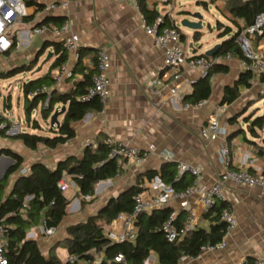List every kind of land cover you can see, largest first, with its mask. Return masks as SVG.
<instances>
[{"label":"crops","instance_id":"obj_1","mask_svg":"<svg viewBox=\"0 0 264 264\" xmlns=\"http://www.w3.org/2000/svg\"><path fill=\"white\" fill-rule=\"evenodd\" d=\"M35 1L41 9L38 10L33 6L27 7L26 17L29 21L27 23L19 21L12 28L11 39L15 43V52L28 50L26 52L28 53L34 49L39 52L46 47L45 51L52 54V44L63 43L70 34H75L79 39L80 48L85 49L87 53L79 59L75 54L65 50L67 59L62 67L69 70L72 77L65 78L58 87L54 86L61 93L69 92L74 83L81 81L85 74L92 72L93 75L96 56L100 50H104L110 59L108 72L110 85L107 106L101 112L88 113L81 121L71 123L75 136L63 146L52 150L38 146L32 151L22 142L10 139L9 136L14 135L10 134V131L4 135L0 132V151L10 150L24 160L16 176L27 174L30 166L37 162L46 165L49 169H54L60 161L68 157L81 158L86 146L95 148L98 142L106 138L132 144L142 152L148 153V156L139 166L124 168L119 165V175L116 178L99 183L102 189L99 195L96 193L94 195L96 202L99 201L101 195L114 191L118 194L132 187L139 176L146 172L159 171L161 166L167 163L162 159V153L172 154L173 160L169 163L174 165L185 163L190 167L200 169L201 183L205 185L213 184L223 172L219 159V154L223 149L228 150L229 169L243 170L252 176L264 175V155L258 156L257 154V148L264 150L263 134L257 131V136L254 138L245 120L258 116L256 112L253 113L254 111L250 113V107H254L253 104L264 97V92L263 96L259 94L261 90H264L261 77L253 75L250 87H240L238 98L230 105H223L225 112L219 117V123L224 134L212 142L204 141L200 137V132L206 126L211 114L216 108L221 107L220 101L224 88L238 81L243 72L238 58L233 56L226 63L215 64L227 66L228 72L215 74L209 79L210 97L202 101V106L197 107V104H191L189 96L192 94L194 84L202 77L199 70L183 65L180 68L178 80H163L162 85L156 89L151 87L150 82L153 75L159 73L163 67V53L154 46L153 39L144 34L141 27L143 16L131 5L111 0ZM177 1L179 0L163 3L161 0H146V6L160 17H167L178 28L176 21H182L183 17L189 16L190 13L186 8L185 0H181L180 3ZM199 2L202 1H197V6H200ZM63 3H67L66 8L62 7ZM51 5L54 8L48 9ZM223 5L216 6L221 7L226 15ZM45 19L48 23L38 27ZM64 21L70 23V31L59 37L55 36L52 30L59 28ZM38 28H45L46 31L40 35H34L33 31ZM183 29L184 31L178 28L184 38L181 44L185 48L186 46L192 48L188 56L204 55L211 49V47L202 48V46L193 48L191 42H198L200 39L196 41L190 30ZM198 33L200 35V32ZM17 34L18 42L16 41ZM253 49L264 56V38L254 39ZM6 60H8L6 56L0 55V70L10 68V66H5ZM52 60L53 58L50 63ZM50 63L47 64L46 71ZM57 71L58 69L52 71L53 78ZM173 87L178 89L176 100L170 93ZM246 107H248L247 111ZM60 108L61 106L57 107V109ZM254 110L258 111L256 108ZM259 116H264V114ZM40 127L42 131L32 130L25 122V129H23L25 132H22L20 123H10V129L12 128L15 134L28 133L45 136L41 133L44 128L41 125ZM149 147L153 148L152 153L148 151ZM185 176L186 180L192 178L193 182L195 181L190 174L186 173ZM154 181L143 180V195L159 193ZM76 192L77 190L73 196L74 202L70 207L68 206L66 216L55 229L54 235L50 238H41L40 235L32 238L38 245L41 240L46 241L44 244L48 245V248L44 256H47L52 248L63 245L62 241L65 239V230L68 226L94 215L74 214L77 207L81 212ZM224 195V202L233 212L237 223L235 229L224 238V247L202 252L195 259L183 258L180 264H242L247 258L264 259V189H247L228 184ZM187 201L198 217L197 227L207 229L209 221L197 197L190 196ZM182 202L183 199L175 198L170 201L168 207L182 213L180 208ZM86 208L87 206L82 212ZM40 227L41 225H38L29 231L38 232ZM107 227L111 228V232L105 231V233L113 241L119 227L112 224ZM57 249L53 254L64 262L57 255ZM63 250L66 254V250ZM147 263L158 264L157 257L152 254Z\"/></svg>","mask_w":264,"mask_h":264},{"label":"trees","instance_id":"obj_2","mask_svg":"<svg viewBox=\"0 0 264 264\" xmlns=\"http://www.w3.org/2000/svg\"><path fill=\"white\" fill-rule=\"evenodd\" d=\"M25 7L41 6L35 0H22ZM199 5L206 7V2H199ZM139 12L148 23H153L160 16L146 6V0H138ZM223 9L226 18L235 26V31L229 26L221 23L216 24L219 38H224L217 55L232 54L239 60L243 57L237 44L240 32L250 27L257 15L264 13V0H250L241 2L240 0H229L224 3ZM21 21L27 23L26 16ZM45 19L38 27L47 24ZM160 27H175L167 18L162 17ZM194 39H200L199 33L194 34ZM264 38L262 36L258 39ZM181 36V40H183ZM13 49L15 43H13ZM46 47L38 52L37 59L40 58ZM52 62L48 70L38 76L21 84L23 95V110L25 122L32 130L42 131L39 122L31 119L32 112L38 110L40 119L47 122L53 110L58 106L65 107V113L60 116L58 128L47 127L49 136L31 135L28 133H17L9 138L23 143L29 150H36L38 146L47 149H55L65 145L75 136L71 123L79 122L91 112H101L102 106L97 99L80 101L86 89L90 85L92 72L85 74L83 79L75 82L69 92H59L55 85V79L51 73L59 70L66 62L67 55L63 43L52 44ZM10 52L4 54L8 56ZM87 51L78 49V57L82 58ZM199 57H205L199 55ZM37 64L35 61L30 65H19L0 70V80H7L18 74L30 73ZM228 68L225 65H214L207 71L206 79H199L193 86L192 94L189 96L191 104H198L208 100L211 94L209 79L215 74H226ZM253 74L249 71L242 72L238 81L232 86L225 87L220 105H230L239 96V88H249ZM261 82L264 78L261 77ZM10 100L6 101L7 108ZM59 117V118H60ZM248 124L250 134L256 138L257 131L263 134L264 145V116L249 117L245 119ZM1 134H5L10 129V122L0 116ZM105 140L97 143L95 148L86 146L83 149L81 158L68 157L60 161L54 169H49L46 165L37 162L30 166L27 174L18 175L9 189V177L17 174L23 165V158L10 151L1 150L0 156H6L14 161L0 181V226L4 229L5 250L4 255L8 264H70L61 262L53 254L57 248L44 256L35 240L27 239V232L38 226L44 229H56L64 217L69 206V202L57 187L63 173L71 176L76 186V197H93L95 185L112 180L119 175V166L115 160L108 158V147ZM258 156L264 155V150L257 148ZM176 165L164 163L159 171H149L139 176L132 187L119 192L115 197H111L106 204L94 215L88 216L85 220L70 225L65 230V239L62 241L67 257L75 258L73 264H107L113 262L117 255H122L127 264H145L152 254L157 257L158 264H180L183 258L195 259L202 248L213 247L222 242L225 235V224L220 220V211L226 207L225 202H219L206 213L209 221L207 229L196 227L189 233L183 232L184 214L178 213L173 221V226L178 232L179 238L175 242H169L163 231V224L168 219L173 210L165 206L148 213H141L134 221L135 237L133 241L115 243L106 235L104 227L110 226L112 222L121 214H130L134 208L138 195L144 192L143 180L148 182L159 179L164 185L170 186L176 192H182L189 187L193 179L186 180L185 174L176 179ZM30 197L26 205L24 199ZM84 202V200H82ZM95 256L99 258L96 260ZM257 259L247 258L242 264H256ZM264 264V263H263Z\"/></svg>","mask_w":264,"mask_h":264},{"label":"built area","instance_id":"obj_3","mask_svg":"<svg viewBox=\"0 0 264 264\" xmlns=\"http://www.w3.org/2000/svg\"><path fill=\"white\" fill-rule=\"evenodd\" d=\"M39 2H45L46 0H37ZM113 2L125 3L131 5L135 10L139 11L138 0H111ZM163 3H168L170 0H161ZM215 5H222L229 0H207ZM245 3L250 0H240ZM63 8L67 7V3L62 4ZM51 5L48 9H53ZM26 7L22 0H0V55H4L10 52L13 47L12 41V28L13 26L21 21L22 17L26 16ZM162 23V17L157 18L153 23L149 24L145 18H141V27L144 34L153 39L154 46L162 51L163 53V67L161 71L153 75V79L150 85L153 89L162 85L163 80L173 79L178 80L180 77V68L183 65L187 67L199 70L203 75L212 68L215 64H223L233 58L232 54L216 55L213 58L199 57V56H188V52L185 47L181 44V34L178 28L174 27H160ZM45 28H38L33 31L34 35H40ZM70 31V23L64 21L59 28L53 29L52 33L55 36H61L64 33ZM264 31V13L257 15L254 19L253 24L250 27L243 29L238 38L237 44L241 55L243 57L240 60L242 71H249L253 75L264 78V56L257 53L253 49V40L262 36ZM64 47L66 51L78 56L79 39L77 35L70 34V36L64 39ZM110 69V59L108 54L104 50H100L96 56L95 72L90 78V85L86 89L85 94L79 98L80 101H88L90 99H97L102 109L107 106L108 103V88L110 85L108 72ZM72 77V73L65 67H61L55 74V85L58 87L61 85L65 78ZM170 93L173 99H178V89L173 87L170 89ZM203 105V102L197 104V107ZM225 112V107L221 106L215 109V111L209 117L206 126L201 130L200 137L204 141H216L222 134H224L220 123L219 117ZM3 125H0V129ZM8 131H14L12 128ZM7 131V132H8ZM104 143L108 147V158L113 159L117 162L118 166L122 165L124 168L132 166H139L148 153L142 152L140 149L132 144L117 141L112 138H106ZM148 151L153 152V148L149 147ZM162 159L164 162H172L173 156L170 153H162ZM220 163L223 167L217 180L211 185L202 184L200 169L190 167L185 163H179L176 165V179H180L184 174H190L195 181L182 192H176L170 186L164 185L159 179H154L156 187L159 190L157 195L145 196L143 194L138 195L135 200V205L130 214H121L112 222V225L119 227L113 242H125L133 241L135 237L134 221L141 213H148L153 210L161 209L168 206L171 200L175 198L183 199L180 205L181 211L184 214L183 219V232L189 233L196 229L198 217L194 208L187 201L190 196H196L198 203L203 207L204 212L207 213L209 209L214 207L219 202L225 200V189L228 184L235 187H244L247 189H264V175L252 176L243 170H231L230 159L228 157V150L223 149L219 154ZM58 189L71 203L74 199V193L76 186L72 181L70 175L63 173L61 179L57 184ZM89 197H84L88 199ZM31 199L26 197L24 199V205ZM178 212L173 211L166 222L163 224V231L166 234L169 242H175L178 238V232L173 226V221L176 218ZM220 220L224 222L225 235L224 238L236 227V218L229 207H224L220 211ZM55 229H44L40 227L38 232L31 230L27 237L36 238L41 235L50 238L54 235ZM224 238L221 243L213 247L202 248V252L207 250H216L223 248L225 245ZM5 238L4 229L0 226V264H8L7 259L4 255L5 250ZM201 252V253H202ZM65 262L73 264L75 258L66 257ZM264 259H257L256 264H263ZM107 264H127L125 258L122 255H117L113 262H107ZM145 264H148L147 262Z\"/></svg>","mask_w":264,"mask_h":264},{"label":"rangeland","instance_id":"obj_4","mask_svg":"<svg viewBox=\"0 0 264 264\" xmlns=\"http://www.w3.org/2000/svg\"><path fill=\"white\" fill-rule=\"evenodd\" d=\"M181 0L177 1L178 3H180ZM187 2L186 4V8L188 10V12L190 13L189 16H185L183 17L184 19H188V20H193V15L194 14H200L202 17V30L200 31V40L198 42H191L193 44V48H200L202 46V48L205 47H211V49L213 47H215L218 44H221L224 40V38H219V31L216 28V24L219 22L221 24H223L224 26H229L232 28L233 32L235 31V26H233L229 20L226 18V15L223 13V10L221 9V7H217L215 4L208 2L207 0H185ZM197 1H202V2H206L207 6L203 7V6H197L196 2ZM225 11V10H224ZM180 22L181 21H176L177 23V27L184 31V29L180 26ZM19 37L18 34L16 35V41L18 42ZM188 43V41H187ZM186 43V45H187ZM186 51L190 54L192 51V48H189L188 46H186ZM25 51V50H24ZM15 52V49H11L10 53L8 56H6V58H8V60H6V65L5 66H10V67H14V66H19V65H30L33 64L35 61H37V64L35 66V68L33 69L32 72L30 73H22V74H18L13 78L7 79V80H0V116L1 117H5L7 120H9L10 123L12 124H17L20 123L21 124V131L23 129H25V117H24V110H23V95L21 92V84L27 82L30 79H34L37 78L38 76H41L42 74H44L46 72V67L47 64L50 63L51 59L45 63L44 65H42V68L39 72L36 73V69L38 67L41 66L42 62L44 61L47 52L45 51V53L37 59L38 56V52L34 50H32L31 52ZM33 76V77H32ZM264 92V90L260 91V95H262V93ZM2 98H5L6 101L10 100V107L7 108L5 112L3 111V105H2ZM254 107H250V113L251 111H254L253 113L256 112V114L259 115H263L264 114V97L260 98L259 101L257 103L253 104ZM246 107V111H247ZM258 109L254 110V109ZM244 110V111H245ZM55 111V108L53 110V112ZM245 111V112H246ZM52 112V113H53ZM252 113V114H253ZM52 115V114H51ZM249 115V114H248ZM31 119H36L39 124L44 128L43 133L45 136H49L51 137V134L48 132L47 127L49 126V119L47 120V122H43L40 119L39 116V111L36 110L34 112H32L31 114ZM61 120V117L59 118V121ZM22 132H25L24 130ZM16 174L12 175L11 177H9L8 180V186L5 190L6 194L9 191V189L11 188V186L13 185L15 179H16ZM102 189L101 186H99V184L95 185L94 188V195L95 193L97 195L100 194V190ZM117 191H114L113 193H109L107 195H101L99 201L96 202V198L93 197H89L88 199H82L81 197L77 196L76 198L78 199V203L80 204V210L79 211V207H77L75 209V215H80L83 214V216H85L86 214H96L97 211L103 207L106 202L111 198V197H115L117 195L116 193ZM112 195V196H111ZM84 200V202L82 201ZM74 202V200L70 203L69 207L72 205V203ZM87 206V208L83 211V209ZM110 227H104V231H108L111 232ZM117 229V228H114ZM30 231L27 232V235H29ZM41 236V235H40ZM45 236H41V238H43ZM40 238V239H41ZM43 243V244H42ZM46 243V241L41 240L40 244H39V248L42 251L43 254H45L47 252V248L48 245L44 244ZM57 246V244L55 245ZM57 255L62 258L63 261H65L66 259V254L64 253V247L63 245H59L57 246ZM99 257L95 256V259L97 260Z\"/></svg>","mask_w":264,"mask_h":264},{"label":"water","instance_id":"obj_5","mask_svg":"<svg viewBox=\"0 0 264 264\" xmlns=\"http://www.w3.org/2000/svg\"><path fill=\"white\" fill-rule=\"evenodd\" d=\"M180 26L182 28L190 30L193 34L198 33L202 30V17L200 14H194L193 20L183 19L180 22ZM221 44H218L215 47H213L212 49H209L208 51H206L204 53V56L207 58H213L214 56H216L218 51L221 48ZM51 57H52V54L50 52H48L44 61L41 64V66L36 69V73L41 70L42 65L47 63L51 59ZM207 77H208L207 74H205L201 77V79H206ZM2 105H3V111L5 112L6 107H7L5 98H2ZM64 113H65V107H61L60 109H56L53 112V114L50 116L49 127L50 128H58L59 124H60L59 117L62 116ZM10 134H15V132L10 131ZM111 160H113V159H111ZM13 164H14V161L12 159H10L6 156H3V155L0 156V181L3 179L5 172L10 167H12ZM27 239L32 240V238H29V237H27ZM115 243H118V242H115Z\"/></svg>","mask_w":264,"mask_h":264}]
</instances>
